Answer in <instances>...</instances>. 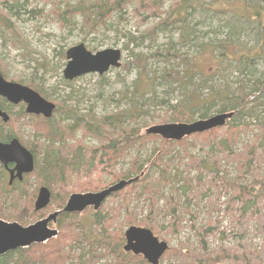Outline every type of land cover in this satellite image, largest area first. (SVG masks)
Instances as JSON below:
<instances>
[{"label": "rangeland", "instance_id": "rangeland-1", "mask_svg": "<svg viewBox=\"0 0 264 264\" xmlns=\"http://www.w3.org/2000/svg\"><path fill=\"white\" fill-rule=\"evenodd\" d=\"M76 3H78L76 0H0V66L7 77L15 78L16 81L19 78L25 84L30 82L34 86H39V90L44 92L43 97L45 96V99L55 104V110L51 116L53 122L65 119V117L62 118L63 114L71 108L84 114L91 111L98 117L127 109L129 107L128 101L123 97L122 92L131 88V83L137 79L139 71L136 64L132 67L129 64L133 62V55L134 57L139 56L140 65L149 70L150 77L158 76L170 68L181 70V66H176L171 57L164 60L161 55H154L162 54L169 40L176 43L180 34L179 29L172 28L164 33L160 32L153 42L148 37L144 40L139 39L141 34L145 32L146 35L149 32V28L155 22L166 19L173 8L177 6L178 0H159L157 7L150 9L148 4L151 2L136 0L129 5H122L119 10H113L112 16H107L105 22L99 23L97 26L88 25L89 20L84 19V15L81 17V14L69 13V5L73 6ZM195 3L201 4V7L195 10L194 15L188 16L186 22L194 28L195 37L202 38L204 42L209 40L220 42L225 39L228 30L226 25L229 17L232 16V12L242 10L244 15L250 17L251 14L256 13L252 7L247 6L244 9V5L240 4L241 0H199ZM85 4L87 5H83V10L88 7V2ZM4 6L10 10H4ZM152 12L155 14L152 15ZM173 12H177V10H173ZM234 18L236 17L234 16ZM258 20L264 23L262 10L259 11L256 22ZM232 42L235 46L253 49L255 46L254 34L249 31L242 32L240 35L232 37ZM79 43L84 44L86 49L93 53L105 49L120 50V66L110 68L103 75L93 73L77 77L71 81L65 80L63 77V69L67 62L65 52ZM198 44L199 42H194L193 45L192 42L191 45H176L175 48L178 54H187L193 59L192 63L195 64L198 72L209 74L211 70L216 68L217 62L209 52L200 56ZM62 54L64 55L62 56ZM252 73V77L245 79L246 83H253L260 78L261 74H264V52L256 59L255 70ZM241 78L236 69L226 75V80L233 88L235 84L241 81ZM137 80V84L141 85L145 76L141 75ZM214 80L217 81L218 79L215 78ZM160 82L163 85L160 86ZM153 84L156 85L154 90L158 100L162 98V101L168 100L172 104L180 100L179 91L167 92V85L164 81L157 80ZM149 96L150 94H146L137 101L140 108L143 107L140 109V115L130 122L131 127L140 130V135L146 134L145 131L150 126L165 124L167 122L164 121L172 118L171 113L166 111L165 105L159 103L152 105L146 104L148 101L143 102V99ZM214 114H216L215 111H212L209 116ZM43 119L42 116L18 115L16 120L10 123L9 128L13 133L15 132L24 145L34 147L42 144L43 148V139H37L33 130L38 128L39 131L44 132L46 124ZM198 119L197 115L193 116L190 122ZM59 121L61 128L70 125L65 120V122ZM168 123L189 122L168 121ZM244 124L246 126L242 125L235 128L234 137L231 139L232 151L239 152L242 151L243 145L253 144L256 151L260 153L259 158L252 162V167L243 170L241 173L240 183L250 186V194L243 198V204L247 202L246 207H244L245 218L247 217L246 223L245 218L241 225L236 221L242 204L238 206L235 212L234 209L225 211L227 200L235 194H231L230 190L220 180L212 178L214 176L212 171L217 168L220 169L219 176L225 173L230 181L238 178L237 163L228 157L229 150L221 151L215 143L213 149H210L211 142H216L226 136L225 126L218 128L213 136L203 138L201 134H198L199 137L196 138H194L195 135L186 137L188 139L184 147L178 145L173 148L169 147V154L167 153L165 158L170 161V164L167 169L168 174L165 175L163 172L166 178V180L163 179V182L160 181L161 177L158 178V170L163 169L164 165H159L157 169L155 167L152 184H155L153 187H155L154 190L157 194H161L164 198H160L156 205L160 212H156V215L153 213L149 217L156 228L151 231L160 241L166 242L169 247L161 257L159 264H189L192 260L190 259L193 256L192 253L194 255L201 253L198 234H201L202 229L200 227L207 225V213L211 215L209 221L214 228L203 236L208 251L215 252L219 248L234 247L239 243L244 245L248 243L256 247L262 244L263 237L257 233L256 215L250 214L258 209L264 222V192L261 191L262 176H264V132L255 126L254 120L250 118H245ZM2 134L4 133L1 131ZM100 143L101 141L97 137L84 134L80 130L74 131L65 139L66 145L73 148L80 146L87 153V157L90 155L89 150L99 148ZM161 147L162 144L159 140H151L138 153L135 150L127 152L123 160H120L117 165L115 164L113 170L124 173L132 160L140 158L143 162V172L137 177L141 179L145 176L144 174L153 169L152 165L160 157ZM100 152L98 151L96 155L92 154L98 164L95 163V167L85 164L81 165L78 170L68 171V182L62 187L58 185L53 190L55 197L52 196L48 206L39 211L34 210V202L42 183L34 174H28L30 176L13 189L7 187V179L4 178L0 182V215L10 222H12L11 219L19 218L28 224H32L57 210H61L68 197L73 193L98 192L116 183L117 180H111L108 175V167H102L98 163ZM188 155L202 160L204 168L201 170L193 168L189 169L188 172ZM161 162L164 160L162 159ZM104 163L105 160H103L102 165ZM167 178H175V180L169 181ZM134 184L137 185L132 186L133 188L124 189L125 193L123 191L121 193L132 194L131 196L120 194L114 198L107 197L97 211L88 207L80 213H72L77 214V217L70 223L76 221L75 224L80 226L74 232L78 240L75 247L78 248L71 250V256L65 264H82L81 262L84 261L86 264H109L112 262L110 261L111 257L106 252L108 249L98 248L99 244L89 245L86 243L84 232L89 239L94 237L108 238L107 240L111 242L113 248L115 247L117 250L116 246L119 244L120 250L123 251L124 231L128 228L125 224L126 211L134 212L133 217L136 224L133 226L137 227H142L137 223L148 218L149 212L148 200L144 198V195L138 196L139 192L142 191L140 187L146 183L139 181ZM169 196L173 198L172 202L177 204L175 207L176 216L181 218L179 220L180 229L177 228V230L168 225L171 220L170 215L163 216L162 212L164 204H167L164 203V199ZM62 201L63 205L59 207ZM174 204L169 208L170 214ZM95 213L98 214V220H101L102 223L92 225V215ZM171 222L173 223V220ZM81 224L85 225L88 230L83 228ZM242 226H244L243 229ZM50 227L58 230L56 223L51 224ZM121 239L122 244L120 245ZM179 249L188 254L189 257L186 260L176 258L178 255L175 254V251ZM219 264L231 263L220 262Z\"/></svg>", "mask_w": 264, "mask_h": 264}, {"label": "trees", "instance_id": "trees-1", "mask_svg": "<svg viewBox=\"0 0 264 264\" xmlns=\"http://www.w3.org/2000/svg\"><path fill=\"white\" fill-rule=\"evenodd\" d=\"M92 1L93 0H76L78 3L73 6L69 5V13L75 15L81 14V17L84 15V19L89 20L87 22L88 25L97 26L99 23H104L107 16H112L111 14L113 10H119L122 8V5H129L136 0ZM147 1L151 2V4H148V8L150 9L152 7H157L159 0ZM197 1L199 2V0H178V4L175 7L176 9L173 8V10H177V12H173L172 10L166 19L155 22V24L149 28V32L146 33V35L144 32L139 36L140 40H144L148 37L150 38L149 40L153 42L158 33H164L172 28L179 29L180 34L176 43H172L169 40L166 44L164 52H162V54L154 55H161L164 60H168L171 57L173 61H175L176 66H181L180 71L170 68L169 70L163 71L158 76L153 75L150 77L151 73L149 70L140 65L141 59L139 56L134 57L133 55V62L129 64L131 67L136 64L139 69L137 79L143 75L145 76V80L143 84L139 85V83L137 84L138 80L136 79L131 83V88H127L126 91L122 92L123 97L126 101H128L129 107L127 109L98 117L91 111H89L88 114H84L71 108L63 114L62 118L65 117V119H59L62 122L67 121L70 123L69 127L61 128L59 126L60 121L56 120L53 122V118H51L43 119L46 124L44 132L39 131L38 128L33 129L35 132L34 136L37 139H43L44 144L43 148L42 144L35 145L34 147L27 146L34 158V170L30 175L34 174L42 183L41 186L47 187L50 190V201L52 200V196L55 197L53 195V190L58 185L62 187L68 182V171L78 170L81 165L85 164H89L90 166L94 165L95 167L97 160H95L93 155H96L98 151H101L98 163H100V166L102 167H108V175L111 177V180H117L118 182L122 179L127 180L137 177L143 172V162L139 157L138 160L134 159L131 161L129 168L124 173L115 172L113 168L115 164L117 165L120 163V160H123L127 152L135 150L138 153L146 143L156 139L160 141L162 147L160 149L159 159L152 165L153 169L149 170L146 174H144L145 176L138 181L133 182L132 185H128L122 190L112 193V195L109 196L112 198L117 197L122 193V191L124 192V189H129L130 187L133 188L137 185L134 183L139 181L146 183L140 187L142 191L139 192L138 196L144 195V198L148 200V218L142 222H138L137 224H140L142 227L149 230L156 229L149 217L153 213L156 215V212H160V209L157 208L156 205L158 200L160 198H164V196L161 194L158 195L154 190L155 187H153L155 184H152L155 167L157 169L159 165H164L163 169L158 170V178L161 177L160 181L162 182L164 181L163 179L166 180L165 175L168 174L167 169L170 164V161L165 158V155L169 151L168 148H173L176 145L184 147L188 138H184L179 142L166 141L158 136L148 134L140 135L139 129L131 127V120H134L138 117V115H140V109L143 107L142 106L140 108L137 101L146 94H150L149 97L143 99V102L148 101L146 104L150 103L152 105H158V103L165 105L166 111L170 112L173 118H170L168 121L190 122L191 118L196 115L199 119H205L209 117L212 111H215L216 114L235 112L232 118L225 124L226 136L216 142H211L212 145L210 146V149H213V145L215 143L219 150H229V155L227 154L228 157H231L237 163L238 178L230 181L229 177H227L225 173L219 176V168L212 171L214 174L212 178L220 180L221 183L224 184L228 190H230L231 194H235L227 200L225 211H228V209H234L233 211L235 212L236 209H238V206L242 204L236 221L239 225L243 224L245 219V223L247 222L244 208L246 207L247 202L243 204V198L250 194V186L240 183L241 173L243 170H248V168L252 167V162L259 158L260 153L256 151L253 144L243 145L241 148L242 151H232L231 139L234 137L233 133L235 128L245 125V118L254 120L255 126L264 132V74H261L260 78L255 80L253 83H246L245 81L246 78L252 77V71L255 70V61L264 52V23L259 20L256 22L259 16V11L262 10L264 12V0H241L240 4L244 5V9L247 8V6L252 7L256 13L251 14V19L249 15H244L242 10L232 12V16L229 17L226 25V28L228 29L225 34L226 37L220 42H215L213 40L204 42L202 38L195 37L194 28L187 24L186 18L194 15L193 13H195V10L201 7V4L195 3ZM86 2H88V7L83 10V5H87L85 4ZM6 9H8V11L10 10V8L4 6V10ZM153 14H155V12H152V15ZM103 16L104 18L102 19ZM234 16L236 18H234ZM245 31H249L254 34L255 46L253 49L233 45L234 43L232 42V37L240 35ZM192 42L193 45L194 42H199L198 46L200 56H203L205 52H209L217 62L216 68L211 70L209 74H205L200 71L198 72L195 64L192 63L193 59L190 56L187 54H178V51H176V45H191ZM63 55L64 54H62V56ZM234 69L237 70L242 78L241 81L238 82V84H235V87L233 88L226 80V75ZM215 78L218 80H214ZM157 80L165 82L168 89L167 92H172L173 90L179 91L181 95L180 100L174 104L168 100L162 101V98L158 100L154 90L156 85L153 84ZM20 81L24 83L23 80L20 79ZM159 84L160 86L163 85L161 82ZM26 85L36 90L42 96L44 95V92L39 90V86H34L30 82H26ZM172 85L174 86L172 87ZM204 90H206V92H203ZM168 121L164 122L168 123ZM217 129L218 128H215L205 132L204 134L202 133L201 136H203V138L206 136H213L216 134ZM76 130H80L84 134L93 135L101 141V146L99 148L89 150V157H87V153L82 150L80 146L73 148L72 146L65 144L67 136L72 135ZM196 137H199V135L196 134L194 138ZM162 159L164 162H161ZM103 160H105V163L102 165ZM187 166L188 172L189 169L198 168L201 170L204 168L202 160L189 155ZM30 175L25 176L23 181H25ZM262 177L263 181L261 191L264 192V176ZM4 178L5 175L3 167L0 165V182H2L1 180H4ZM173 179L175 180V178ZM173 179L167 178L169 181ZM22 183L23 182L17 181L11 185L10 189L16 188V185H20ZM143 191H145L144 194H142ZM257 192L259 193L258 190ZM121 195L131 196L132 194ZM125 199L126 197L124 200ZM172 201L173 198L171 196L165 197L164 203L167 204H164L162 212L163 216L170 215L171 220L168 225H171L173 229L177 230V228L180 229L179 220L181 218L176 216L175 207H177V204H174ZM172 204H174V208H172L173 210L170 214L169 208ZM62 205L63 201L59 207ZM133 213L134 212L129 210L126 211L125 224L127 226L136 224L134 222ZM253 214L256 215V224L258 227L257 233L263 237V242L259 247L252 246L248 243L246 245L239 243L234 247L219 248L218 251L215 252L208 251V248L203 240V236L214 230V228L209 221L211 215L210 213H207V225L201 226V234H198L200 238L199 247L201 248V253H197L195 255L192 253L193 256L190 258L192 260H190L189 264H219L220 262H228L231 264H262L264 261V222L258 209L250 215ZM75 217H77V214L61 213L57 217L56 226L58 227V234L56 237L43 244H34L30 247L18 248L14 251H10L3 256H0V264H65L71 256V250L78 248L75 247L78 244V240L74 232L80 226L79 224H75L76 221L75 223H70ZM0 218L9 221L2 215H0ZM11 220L12 222H18L21 225H28V223L20 220L19 218ZM172 220L173 223L171 222ZM92 221V225L95 223H102L101 220H98L97 213L92 215ZM82 227L86 228L85 225H82ZM90 228L91 227L89 226V229ZM243 228L244 226H242V229ZM83 235L84 239L86 238V243L89 245L99 244L100 246L98 248L104 247V249H108L106 252L108 251V255L111 257L110 261H112L109 264H148L141 256H134L130 253H124L121 251L119 244H117L118 246H116V250L115 247L113 248V246H111V242L107 240L108 238L99 239L98 237H94L89 239L88 236L86 237L85 232ZM120 241L121 245L122 239ZM175 254L178 255L176 258L180 260H186V258L189 257L187 253L182 252V249L175 251ZM85 262L86 261L81 263L86 264Z\"/></svg>", "mask_w": 264, "mask_h": 264}, {"label": "water", "instance_id": "water-1", "mask_svg": "<svg viewBox=\"0 0 264 264\" xmlns=\"http://www.w3.org/2000/svg\"><path fill=\"white\" fill-rule=\"evenodd\" d=\"M65 57L67 62L63 69V77L65 80L71 81L86 74L103 75L110 68H118L120 66L121 51L118 49H105L93 53L87 50L84 44L79 43L70 47L65 52ZM0 86L3 90H0L1 94L15 98V101H23L27 105V113L40 115L44 118L52 116L55 104L44 99L38 92L16 83H6L1 75ZM234 113H217L205 119H198L189 123L153 125L147 128L145 133L158 136L166 141L179 142L185 137L202 134L225 126L227 120L231 119ZM0 163L4 166L8 163L14 164V168L10 171L9 183L14 177L21 180L24 174H30L34 170L32 153L16 139L7 144L0 143ZM13 172H15L14 176H12ZM138 179L139 177L120 180L98 192L73 193L68 197L61 210H57L27 226L17 222H7L0 218V256L18 248L45 243L56 237L58 231L49 225L55 223L61 213H80L88 207H92L93 210L97 211L112 193L122 190ZM50 199V190L41 186L37 191L34 210L39 211L46 208L50 203ZM167 249L168 244L160 241L147 228L132 225L124 231L123 251L132 253L135 256H142L148 264H158Z\"/></svg>", "mask_w": 264, "mask_h": 264}, {"label": "flooded vegetation", "instance_id": "flooded-vegetation-1", "mask_svg": "<svg viewBox=\"0 0 264 264\" xmlns=\"http://www.w3.org/2000/svg\"><path fill=\"white\" fill-rule=\"evenodd\" d=\"M0 75L2 76V79L4 82L6 83H16L22 86H26L31 88L30 86L26 85L25 83L21 82L20 79L17 78V81L14 80L13 78H9L6 76V73L2 70L1 66H0ZM0 90H2L1 86H0ZM16 99L13 97H10L6 94H1L0 93V143L3 144H7L10 143L12 140L16 139L19 141V143L25 147L29 152V148L27 146H25L23 143L20 142V140L18 139V137L16 136L15 132L13 133L12 130H10L9 126L10 123L13 120H16V117L18 115L20 116H24V115H34V114H30L26 112V107L27 105L23 102V101H15ZM36 116V115H35ZM1 131L4 133L1 135ZM0 165L3 167V172L5 175V179H7V187L10 189L11 185L15 182H23V179L25 176H27L28 174H24L22 176L21 180H18L16 177H14L12 179V181L9 183V178H10V171L14 168V164L13 163H8L6 166L2 165L0 163ZM15 175V172H13V175Z\"/></svg>", "mask_w": 264, "mask_h": 264}, {"label": "bare ground", "instance_id": "bare-ground-1", "mask_svg": "<svg viewBox=\"0 0 264 264\" xmlns=\"http://www.w3.org/2000/svg\"><path fill=\"white\" fill-rule=\"evenodd\" d=\"M16 8V7H15ZM97 18V17H96ZM83 193V192H82ZM125 193V192H124ZM112 195V194H111ZM54 206V205H53ZM50 209V208H49ZM61 209V208H60ZM46 211V210H45ZM155 235V234H154ZM86 244V243H85ZM100 246V245H99ZM89 247V246H88ZM92 250V249H91ZM90 251V250H89ZM108 252V251H107ZM87 254V253H86Z\"/></svg>", "mask_w": 264, "mask_h": 264}]
</instances>
